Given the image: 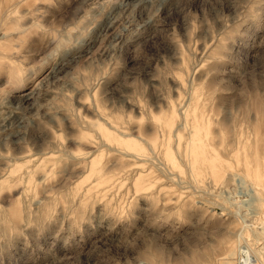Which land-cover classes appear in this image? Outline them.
<instances>
[{
	"label": "rangeland",
	"instance_id": "1",
	"mask_svg": "<svg viewBox=\"0 0 264 264\" xmlns=\"http://www.w3.org/2000/svg\"><path fill=\"white\" fill-rule=\"evenodd\" d=\"M15 1L0 264H264V0Z\"/></svg>",
	"mask_w": 264,
	"mask_h": 264
},
{
	"label": "bare ground",
	"instance_id": "2",
	"mask_svg": "<svg viewBox=\"0 0 264 264\" xmlns=\"http://www.w3.org/2000/svg\"><path fill=\"white\" fill-rule=\"evenodd\" d=\"M14 2V1H13ZM16 2H19L18 0L17 1H15V3ZM14 4V3H13ZM12 5V4H11ZM11 5H9V6H11ZM7 6V5H6ZM11 9V8H10ZM1 10V9H0ZM3 11H4V9H3ZM1 13V12H0ZM4 13H1V17H2V15H3ZM40 16V15H39ZM1 17H0V19H1ZM4 17H5V15H4ZM1 26V25H0ZM54 29V28H53ZM5 36V35H4ZM3 36V37H4ZM1 38V37H0ZM16 67V66H15ZM19 78V77H18ZM17 81V80H16ZM21 81V80H20ZM11 83V82H10ZM180 87V86H179ZM188 91V90H187ZM30 93V92H29ZM188 93V92H187ZM26 94V93H25ZM188 95V94H187ZM25 97L27 98L28 97V95H25ZM189 98V97H188ZM160 100V99H159ZM127 103V102H126ZM184 103V102H183ZM128 104V103H127ZM131 105V104H130ZM187 105V104H186ZM183 106V105H182ZM182 106H181V108H182ZM262 106V105H261ZM128 107V106H127ZM134 108H135V106H134ZM180 108V107H179ZM178 108V109H179ZM262 108V107H261ZM136 110V109H135ZM182 113V112H181ZM182 118H185V115H182ZM180 127H181V125H179ZM91 127H93V126H91ZM134 127V126H133ZM178 127V126H177ZM134 128H136V127H134ZM231 128V127H230ZM232 129V128H231ZM135 130H137V129H135ZM134 130V131H135ZM231 131V130H230ZM175 133V132H174ZM122 134H124V133H122ZM126 135V134H125ZM52 141V140H51ZM50 142V141H49ZM72 142V141H71ZM77 142V141H76ZM218 142V141H217ZM73 143V142H72ZM75 143V142H74ZM53 144V143H52ZM102 145V144H101ZM105 145V144H104ZM100 146V145H99ZM112 148V147H111ZM49 150V149H48ZM60 151V150H59ZM177 152V151H176ZM56 153V152H55ZM37 154V153H36ZM124 154V153H123ZM178 155V154H177ZM153 156H154V154H153ZM58 157V156H57ZM56 157V158H57ZM179 157V156H178ZM154 158H155V156H154ZM18 159V158H17ZM20 159V158H19ZM58 159V158H57ZM68 159V158H67ZM180 159V158H179ZM178 159V160H179ZM47 160V159H46ZM18 161V160H17ZM180 161V160H179ZM11 163V162H10ZM157 166V165H156ZM176 180H178V179H176ZM179 182V181H178ZM191 182V181H190ZM181 183H183V182H181ZM186 183V182H185ZM241 184V183H240ZM252 189V188H251ZM196 191V190H195ZM228 191V190H227ZM255 192V191H254ZM255 194V193H254ZM227 196V195H226ZM255 196V195H254ZM257 197V196H256ZM254 199H256L257 200V198H254ZM206 200H209V199H206ZM206 200H205V202H206ZM254 202V201H253ZM259 202V201H258ZM214 203V200L212 201V203L210 202V206H212V207H214V208H216L217 210H218V213L219 214H222L223 213V211H224V208L225 207H218V204H216V205H214L213 204ZM215 203H217L216 201H215ZM247 203V202H246ZM252 203V202H251ZM256 203V202H255ZM254 204V203H253ZM259 204V203H258ZM221 206V205H220ZM257 207V206H256ZM227 208V207H226ZM240 208V207H239ZM228 211V210H227ZM235 211V210H234ZM253 211V210H252ZM251 211V212H252ZM257 211V210H256ZM259 212V211H258ZM255 213V212H254ZM263 220V219H262ZM262 224V223H261ZM247 226H249V225H247ZM254 226V225H253ZM261 226V225H260ZM263 226V225H262ZM244 227H246V226H244ZM243 227V228H244ZM250 229H251V227H250ZM250 231V230H249ZM254 232V231H253ZM250 233H252V232H250ZM260 233V232H259ZM264 233V232H263ZM254 234V233H253ZM241 238V237H240ZM262 239V238H261ZM243 240V239H242ZM263 243H264V241H263ZM251 252H252V250H251ZM255 253V252H254ZM253 253V254H254ZM230 254H232V252L230 253ZM229 254V255H230ZM256 254V253H255ZM255 256V255H254ZM227 257H228V254L227 255H223V256H221V257H219L218 259H217V261H218V264H226V262L228 261V259H227ZM252 257V256H251ZM251 257H250V260H251ZM261 257V256H260ZM259 257V258H260ZM256 258V257H255ZM262 258H264V257H262ZM253 259V258H252ZM233 260V259H232ZM254 260V259H253ZM258 260V259H257ZM245 263H246V260H243ZM230 262V261H229ZM248 262H249V260H248ZM252 263V262H251ZM250 263V264H251Z\"/></svg>",
	"mask_w": 264,
	"mask_h": 264
},
{
	"label": "snow or ice",
	"instance_id": "3",
	"mask_svg": "<svg viewBox=\"0 0 264 264\" xmlns=\"http://www.w3.org/2000/svg\"><path fill=\"white\" fill-rule=\"evenodd\" d=\"M230 119V116L228 115V113H227V111L225 112V120L227 121V120H229ZM71 139H76L75 137H70V140ZM68 157L69 158H71V157H73V154L72 153H69L68 154Z\"/></svg>",
	"mask_w": 264,
	"mask_h": 264
},
{
	"label": "built area",
	"instance_id": "4",
	"mask_svg": "<svg viewBox=\"0 0 264 264\" xmlns=\"http://www.w3.org/2000/svg\"><path fill=\"white\" fill-rule=\"evenodd\" d=\"M240 258H241V257H240ZM237 264H249V263H248L247 260H246V263H245V262L243 261V259H242V260L240 259V261H239Z\"/></svg>",
	"mask_w": 264,
	"mask_h": 264
}]
</instances>
